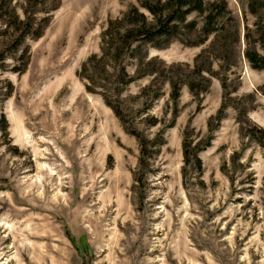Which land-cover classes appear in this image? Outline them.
<instances>
[{"label": "rangeland", "instance_id": "rangeland-1", "mask_svg": "<svg viewBox=\"0 0 264 264\" xmlns=\"http://www.w3.org/2000/svg\"><path fill=\"white\" fill-rule=\"evenodd\" d=\"M144 1L60 0L43 34L9 52L0 73L11 83L0 105V264H264V66L245 58L247 49L264 57V0H225L230 14L203 44L148 49L180 84L175 106L166 79L140 76L127 54L134 80L119 93L120 65L80 73L100 53L108 20L131 6L147 14ZM187 20L198 40L202 16ZM23 49L20 62L12 58ZM104 85L132 127L149 139L164 134L136 183L139 144L105 104ZM186 132L200 169L192 156L183 163Z\"/></svg>", "mask_w": 264, "mask_h": 264}, {"label": "trees", "instance_id": "trees-1", "mask_svg": "<svg viewBox=\"0 0 264 264\" xmlns=\"http://www.w3.org/2000/svg\"><path fill=\"white\" fill-rule=\"evenodd\" d=\"M13 0H0V73L6 69V60L9 57V52H15L22 47L26 39L35 40L39 38L45 29L46 24L50 20L51 13L60 5V0H51V3L38 2V0H25L19 8L12 4ZM141 7L147 11V14L140 11L136 6L129 7L124 13L115 19H109L105 29L101 34L100 53L89 56L80 67V73L89 72L92 75L97 74L98 65L101 64L103 71L108 67L116 70L112 84L117 88V93L120 92L123 86L131 83L134 78L126 73L125 64L122 59L125 54L130 58L138 60V70L140 76H152V81L157 79V76L166 79L170 87V99L175 106L179 97L180 84L174 80L169 74L170 68L160 65L157 58L148 57V49H162L169 45L172 41L178 40L184 44L199 45L203 44L208 36L216 32L217 27H214L217 19L223 13L230 14L225 0H213L206 2L204 0H146L141 4ZM193 12L202 16V24L200 26V36L198 40L190 37L191 32L196 28L195 20H187V16ZM257 9L254 8V14H257ZM233 20L232 17L229 18ZM223 27V26H222ZM181 30L184 32L182 33ZM217 35V34H216ZM27 54L26 49L21 50L20 54L12 57L20 62L22 57ZM245 58L253 68H263L260 61H264V57L258 56L251 49L245 51ZM136 63V62H135ZM27 62L22 66H14L12 69L15 72L21 73ZM161 66V67H160ZM93 76L87 77L86 90L94 92L91 84H93ZM188 87L192 90L193 85L188 83ZM103 90L102 96L105 104L109 106L114 114L118 117L124 129L135 137L139 144L138 167L133 174L134 183L141 181L145 175V169L149 165L150 159L158 154L160 147L164 144V134L159 132L153 138L149 139L141 132L137 131L128 123L122 116L120 109L113 105L107 95V87L101 86ZM11 83L2 80L0 75V105L4 99L10 95ZM153 98L157 99L160 96L158 90H155ZM176 111H174V115ZM223 117V107L213 118L215 123H219ZM149 125H154L156 119L150 118ZM212 121L208 122V132L211 133L214 129ZM173 120L170 125H172ZM0 130L7 136V123L3 113H0ZM166 128V127H165ZM264 133V129L258 128ZM211 136L206 138V144H209ZM198 147H190L187 142V132L184 133V141L182 144V155L184 165H188L190 158L194 159L197 167L200 169V160L197 157ZM184 176V173H182Z\"/></svg>", "mask_w": 264, "mask_h": 264}]
</instances>
